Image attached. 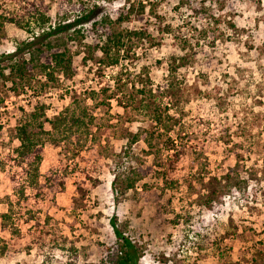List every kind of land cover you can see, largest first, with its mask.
Masks as SVG:
<instances>
[{"label":"rangeland","instance_id":"1","mask_svg":"<svg viewBox=\"0 0 264 264\" xmlns=\"http://www.w3.org/2000/svg\"><path fill=\"white\" fill-rule=\"evenodd\" d=\"M44 1L53 16L54 0ZM86 1L99 4L112 17L123 5V0ZM176 1L164 0L157 11L163 25L173 29L186 14L173 10ZM225 1L229 8L222 16L233 22L235 30L226 32L229 39L195 48V56L188 55V64L177 69L172 77L174 92L161 99L176 119L174 131L152 142L165 155L171 145L166 137L175 139L174 143L190 137L186 153L175 166L178 187L165 191L171 204L164 216L182 215V224H167L155 213L161 181L154 173L136 184L139 192L142 184L148 188L134 198L131 191L121 196L111 185L114 176L129 168L152 164L153 154H147L143 138L125 148L133 134L142 135L154 126L141 108L137 89L146 80L153 87L164 85L169 62L181 55L172 35L156 31L159 44L137 48L133 59L121 63L122 68L84 64L78 55L73 58L72 78L61 79L58 87L20 96L0 94L4 101L0 158L17 146L15 126L35 104L44 105L47 119L66 110L76 115L86 110L93 117L87 128L65 138L59 140L54 134L56 144L46 140L38 183L51 178L54 169L63 177L64 189L45 200L33 199L35 191L25 189L27 200L15 209L20 235L12 238L0 226V238L9 245L0 264H61L71 245L77 261L98 263L104 247L115 240L111 217L125 236L144 246L138 264H254L253 259L264 264V0ZM0 5V14L12 10V0H0ZM3 31L0 55L10 53L15 42L26 38L9 23ZM117 75L125 86L117 97L106 100L115 91L111 77ZM102 87L108 91L99 92ZM91 93H95L93 98ZM131 96L135 97L132 101ZM2 171L0 215L7 211L8 200H14L15 184L24 182L19 168L13 167L8 174ZM28 210L33 212L32 220ZM53 233L64 239L65 254L50 242Z\"/></svg>","mask_w":264,"mask_h":264},{"label":"trees","instance_id":"2","mask_svg":"<svg viewBox=\"0 0 264 264\" xmlns=\"http://www.w3.org/2000/svg\"><path fill=\"white\" fill-rule=\"evenodd\" d=\"M163 1L123 0V5L117 8L112 17L104 12L99 4H89L86 0H54L53 16L50 14L51 6L44 0H12V10L0 14V39L5 36L3 31L5 23L20 29L26 34V38L15 42L10 53L0 55V94L10 92L20 96L29 91L35 94L42 93L46 88L58 87L61 79L72 78L73 58L78 55H81L84 64L94 63L101 69L122 68L121 63L133 59L137 48L146 45L152 48L159 44L155 36L156 31L172 35L177 41L181 55L172 58L169 62V79L164 85L154 87L146 80L137 89L141 96L140 101L143 103L140 104L141 108L146 110V117L154 126L151 130L144 129L142 135L133 134L125 148H130L133 143L143 138L148 148L147 154H153L152 164L129 168L127 173L114 176L111 185L121 196L131 191L134 198L139 194H145L148 188L146 184H142L139 192L135 188L136 184L148 174L154 173L161 181L157 193L160 203L158 201L155 203V213L163 222L176 227L183 217L175 213L168 218L164 216L171 204L170 197L165 199V191L175 190L178 187V181L173 177L175 166L186 153L185 146L190 141V137H186L185 142L178 143H174L175 139L172 141L170 137H166L165 140H171V145L165 148L167 154L158 153L152 143L153 140L173 132L176 124V119L170 116V107L162 104L161 99L172 95L175 89L172 77L177 69L188 64V55L191 58L195 56V48L229 39L226 32L235 30V26L225 15L222 16L223 10L229 8L228 3L225 5V0H177L173 10L186 14L180 18V25L173 29L169 24L163 25V17L157 12ZM202 22L206 23L205 27ZM133 23L137 25L130 26ZM182 28H186L184 32L181 31ZM88 38L91 40L89 43L86 41ZM121 71L122 69L119 70L118 75L123 73ZM118 75L111 77L115 91L106 100L117 97L118 90H122L125 86ZM106 91H108L107 87L99 89L101 93ZM94 96L95 93L89 95L90 98ZM130 98L129 100L132 101L135 97ZM129 100L127 99V104ZM3 102V97L0 96V106ZM44 111V105L35 104L31 111L22 114V118L15 126L14 138L18 142L17 146L12 147L0 158L2 172L8 174L10 169L17 167L22 172L20 176H24V182L13 187L14 200H8L7 211L0 215L1 228L7 230L12 238L20 235L15 209L27 200L26 188L33 189L35 193L32 198L40 200H45L48 195H55L64 189V179L54 169L51 178L46 179L42 185L38 183L41 153L46 140H52L56 144L58 140L54 134L59 135L60 140L76 130L87 128L93 120L86 110H82L80 115L66 110L52 119H47ZM45 125H48L49 129L45 128ZM7 177L11 181H17L13 176L7 175ZM96 184L97 181L93 186ZM27 214L29 219L34 218L31 210H28ZM49 220L50 217L46 216L45 222ZM109 224L115 240L104 247L98 263L77 261V251L71 245L67 249L69 251L67 260L61 264H138L144 246L137 245L131 238L125 236L122 229L117 226L115 217L109 219ZM38 232L43 231L39 229ZM49 240L60 253L65 254L64 239L60 235L53 233ZM7 251H9L8 243L0 238V256ZM253 262L261 264L254 259Z\"/></svg>","mask_w":264,"mask_h":264}]
</instances>
